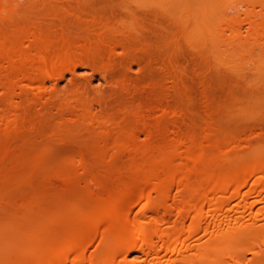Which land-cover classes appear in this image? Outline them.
Instances as JSON below:
<instances>
[{
	"label": "bare ground",
	"instance_id": "6f19581e",
	"mask_svg": "<svg viewBox=\"0 0 264 264\" xmlns=\"http://www.w3.org/2000/svg\"><path fill=\"white\" fill-rule=\"evenodd\" d=\"M119 1L122 24L94 17L71 39L22 9L53 0H0V264H264V146L211 157L194 133L185 142L162 128L163 105L153 107L159 117L151 108L152 115L136 110L133 121L112 122L100 120L111 96L95 114L90 104L61 98L69 74L70 86L84 73L91 87L86 73L98 61H108L107 80L118 59L126 71L143 72L129 49L145 42L143 20L166 36L176 23L202 47L263 52L264 0ZM231 62L262 70L264 87V57ZM125 70L114 80L121 94L147 95L126 83ZM46 120L54 123L48 132Z\"/></svg>",
	"mask_w": 264,
	"mask_h": 264
},
{
	"label": "rangeland",
	"instance_id": "374dc122",
	"mask_svg": "<svg viewBox=\"0 0 264 264\" xmlns=\"http://www.w3.org/2000/svg\"><path fill=\"white\" fill-rule=\"evenodd\" d=\"M54 2L56 1L53 0L52 5L50 3L46 6L40 3H35L32 7L24 5L22 9L28 11L26 13L31 17V22H37L42 29L61 31L65 28L71 39L85 33L86 26L94 17L100 18V21L94 19L92 22L98 21L101 25L103 20L104 25L114 23L113 27L115 25L118 27V23L122 24L120 18L124 16V11L119 0H60L57 1L61 2L59 5ZM49 13L50 16L47 15ZM51 13L57 14L53 16ZM74 14L78 15V18L80 16L83 21L77 19ZM46 15L52 18L58 15L59 18L57 16L51 21L46 17L49 22L44 19ZM128 22L125 24L133 25V22ZM29 24L25 25L30 28ZM140 25L144 30L145 42L129 49L132 54L141 57V63L146 68L143 72L138 66L126 71L119 66L118 59L114 77L107 80L102 74V69L106 68L108 61H98V70L86 73L90 77L93 76L94 84L87 87L82 73L81 80H76L75 84L70 86L69 78L72 76L69 74L68 79L62 83L64 89L62 100L66 98L71 106L81 107L90 104L94 106L95 114L101 109L98 101L107 102V98L111 96L109 100L112 102L110 104L109 101V105L104 106L106 111L100 115V120L110 118L112 122L123 121L122 119L126 118L128 122L133 121L130 119L133 117L131 112L141 110L148 113V110L151 112V108L163 105L167 108L168 114L161 117L162 128L166 127L172 131V135L185 142H189L188 133H194L197 141L204 143L211 157L237 155L238 151L246 149L248 143L257 147L264 146V87H260L258 82L262 78V70L244 71L235 66V62H231L238 55L254 54L256 57H264V51L247 48L217 49L211 45L202 47L198 45L194 35L185 33L173 22L168 24V36L151 20H143ZM145 50L149 51L145 53ZM123 70L129 76L126 83L130 87L142 88L147 95L138 94L134 98H129L121 94L120 84L114 83V80L122 79L121 76L125 73ZM154 108L155 112L152 111L151 115L158 114L156 111L159 109ZM159 112L162 115L161 111ZM30 113L32 119L38 123L40 118L35 109L33 108ZM156 115H153L154 118L151 116L153 118L151 119L155 120ZM156 121H159L158 118ZM44 124L45 131L48 132L50 125L54 123L46 120ZM249 127L254 132H250ZM90 137L95 138L92 135ZM228 141L230 143L239 141L243 145L239 149L234 148L226 144ZM218 144H222V152L219 151ZM43 149L44 145L36 146L37 152Z\"/></svg>",
	"mask_w": 264,
	"mask_h": 264
}]
</instances>
